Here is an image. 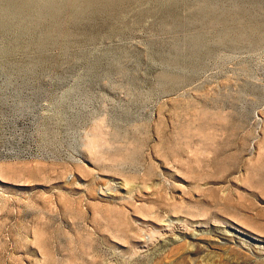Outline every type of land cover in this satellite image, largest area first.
Segmentation results:
<instances>
[{
    "label": "rangeland",
    "instance_id": "374dc122",
    "mask_svg": "<svg viewBox=\"0 0 264 264\" xmlns=\"http://www.w3.org/2000/svg\"><path fill=\"white\" fill-rule=\"evenodd\" d=\"M0 264H264V0H0Z\"/></svg>",
    "mask_w": 264,
    "mask_h": 264
}]
</instances>
